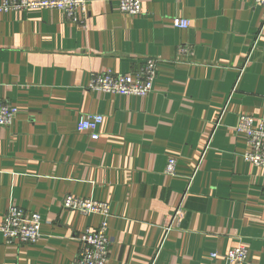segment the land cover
Returning a JSON list of instances; mask_svg holds the SVG:
<instances>
[{
    "label": "crops",
    "instance_id": "1",
    "mask_svg": "<svg viewBox=\"0 0 264 264\" xmlns=\"http://www.w3.org/2000/svg\"><path fill=\"white\" fill-rule=\"evenodd\" d=\"M88 11L85 26L61 10L0 13V101L19 109L0 126V222L12 203L43 217L35 244L0 232V264H77L102 215L65 209L67 194L110 203L109 264H239L225 256L240 242L243 264H264V168L235 131L242 114L264 119V7L142 0L130 15L88 0ZM147 58L158 62L149 95L89 88ZM90 113L104 116L98 139L78 130Z\"/></svg>",
    "mask_w": 264,
    "mask_h": 264
},
{
    "label": "built area",
    "instance_id": "2",
    "mask_svg": "<svg viewBox=\"0 0 264 264\" xmlns=\"http://www.w3.org/2000/svg\"><path fill=\"white\" fill-rule=\"evenodd\" d=\"M255 4L264 7V0H253ZM34 9L61 10L67 18L85 26L88 18V0H0V13L20 12ZM119 9L130 15L140 14L142 0H119ZM173 25L177 28H188L191 22L185 18H175ZM262 27L264 28V18ZM179 50L192 54L189 45H181ZM158 76V62L147 58L142 68L128 73H117L111 69L93 74L89 88L101 93H112L125 96L149 95L154 89V82ZM19 114V109L9 102L0 101V126H9ZM104 121L101 114H87L78 124V130L89 132L92 139H98L97 129ZM235 131L244 134L250 145V150L243 157L246 161L264 168V119L255 126L254 117L242 114L235 127ZM177 159L169 158L165 173L175 174ZM63 207L81 214L96 213L102 215L97 227H89L79 237V251L77 264H109L112 240L108 235L109 217L111 215L108 201L92 200L73 194H67L63 199ZM43 217L37 212H28L21 206L12 203L0 222V232L7 243L35 244L41 237L40 228ZM216 257L217 254H212ZM229 263L243 264L249 258V247L240 242L231 248L226 256Z\"/></svg>",
    "mask_w": 264,
    "mask_h": 264
}]
</instances>
